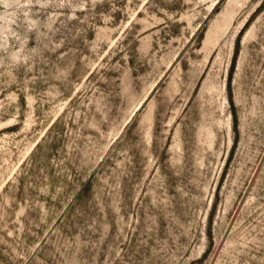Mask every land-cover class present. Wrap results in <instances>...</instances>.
Segmentation results:
<instances>
[{
	"label": "rangeland",
	"instance_id": "1",
	"mask_svg": "<svg viewBox=\"0 0 264 264\" xmlns=\"http://www.w3.org/2000/svg\"><path fill=\"white\" fill-rule=\"evenodd\" d=\"M0 264H264V0H0Z\"/></svg>",
	"mask_w": 264,
	"mask_h": 264
},
{
	"label": "trees",
	"instance_id": "2",
	"mask_svg": "<svg viewBox=\"0 0 264 264\" xmlns=\"http://www.w3.org/2000/svg\"><path fill=\"white\" fill-rule=\"evenodd\" d=\"M237 51H238V47H236V53H237Z\"/></svg>",
	"mask_w": 264,
	"mask_h": 264
}]
</instances>
